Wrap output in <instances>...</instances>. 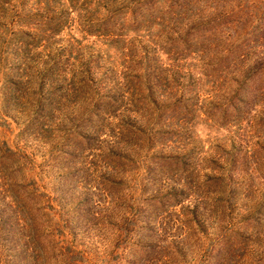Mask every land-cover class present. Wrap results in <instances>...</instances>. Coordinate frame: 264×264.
Segmentation results:
<instances>
[{"label":"rangeland","instance_id":"rangeland-1","mask_svg":"<svg viewBox=\"0 0 264 264\" xmlns=\"http://www.w3.org/2000/svg\"><path fill=\"white\" fill-rule=\"evenodd\" d=\"M1 153L0 264H264V0H0Z\"/></svg>","mask_w":264,"mask_h":264},{"label":"trees","instance_id":"trees-1","mask_svg":"<svg viewBox=\"0 0 264 264\" xmlns=\"http://www.w3.org/2000/svg\"><path fill=\"white\" fill-rule=\"evenodd\" d=\"M227 16H228L227 14H224V15L220 16L219 19L211 20V22L209 24H206L205 26L215 25V24L219 23V20L226 21ZM50 20H52V18H50ZM59 59H60L59 54L56 57H51L50 62L47 65H45L42 69L39 70L38 85L36 87H32L31 89H30V87H28V85L25 84V82L21 81L22 79H16V78H10L9 80L7 79L6 83L17 87L22 92L24 90L29 92V96L27 99L29 102L28 108L30 107L31 117L29 118L28 121H30V122L33 121L32 123H34V121L38 117H41L40 120L45 116H47L46 119H49V117L51 116L50 111H52L53 105L56 103V99L57 98H58V100L62 99L65 92H66V87L64 86L65 84L61 85L62 81H57V83H55L56 85H53L50 89L43 90V88L45 86L44 82L46 81L45 78L48 77V75L52 74L53 72L59 74V66H58ZM19 67H24V65L23 64L13 65V68L18 69ZM177 102H175V103H177ZM44 124H46V122ZM63 124H65V123L62 122V125H61L62 127H63ZM65 129H66V132H64L65 133L64 138L67 141V138H69L70 130L67 127V125L65 126ZM64 152L67 155L74 154L72 152H70V153H68L67 151H64ZM109 154H112L113 156H122L120 154V151H117V150H112L111 152H109ZM2 157H3V154L1 153L0 159H2ZM156 158H157V161L159 163L158 164L159 166H161V165H167V166H172V167L179 166L182 169H186L188 167V165H190L192 162L189 160V155H185V154L184 155H178V156L177 155L171 156V155L160 154ZM77 173H78V169H73V170L67 171L64 173L63 178H66L69 176H76ZM210 178L211 179H217L219 177L214 175V176H211ZM220 179H222V177ZM184 196H185V191L183 189H181L179 192H177V191L170 192L161 198H156V200L159 201L161 204L162 203L164 204L166 197H172L174 200L177 201V200H181V198ZM82 200H84V198H82ZM85 201H87V200H84V202ZM256 204H257L256 210L258 212H260L261 208H264V201H260V203L257 202ZM133 217H134L133 214H127V215H125L124 220L121 223L122 224L127 223L129 220L134 219ZM144 228L146 229L148 227H144ZM145 242H147V243L139 245L140 248H143L144 252H147V251L149 252V258L151 255L154 257L153 254H155V252L153 253L150 251H152V249H154V248H158V247H156L157 242L155 241L154 238L148 239ZM158 252H159V250H158Z\"/></svg>","mask_w":264,"mask_h":264}]
</instances>
